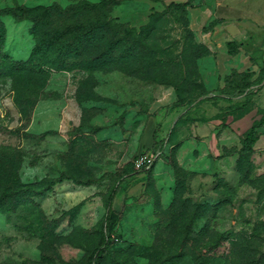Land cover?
I'll return each instance as SVG.
<instances>
[{
  "label": "rangeland",
  "instance_id": "obj_1",
  "mask_svg": "<svg viewBox=\"0 0 264 264\" xmlns=\"http://www.w3.org/2000/svg\"><path fill=\"white\" fill-rule=\"evenodd\" d=\"M79 1L0 0V9L24 5L33 16ZM112 1L105 12L115 24L100 33L120 41L112 52L99 57L105 46L91 34L63 63L0 70V183L15 176L23 190L0 208V264H83L113 184L114 243L97 264H264V150L239 152L247 129L220 135L251 104L221 92L215 57L190 28L201 0ZM97 13L72 8L50 26ZM33 23L0 17L2 52L27 60ZM150 118L158 156L135 171ZM209 122L216 148L197 126Z\"/></svg>",
  "mask_w": 264,
  "mask_h": 264
},
{
  "label": "trees",
  "instance_id": "obj_2",
  "mask_svg": "<svg viewBox=\"0 0 264 264\" xmlns=\"http://www.w3.org/2000/svg\"><path fill=\"white\" fill-rule=\"evenodd\" d=\"M110 4H113L112 0H97L96 2L81 0L71 7H60L57 3H53L42 7L41 10L33 16L31 15V12L34 10L29 9L24 5L1 8L0 17L8 16L13 19L31 17L34 22L31 33L35 39V45L33 46L27 60H13L2 52L4 31L0 26V70L14 74L18 70L25 71L28 64L32 65V67H37L40 65H55L63 63L67 58L71 57L73 53L78 52L79 44L91 34L99 38L101 40L100 42H103L105 46V50L100 53L99 57L105 55L106 52H112L120 41L114 37V34L108 38H105L104 36L100 37V33L104 29L115 24L107 12H105ZM175 5L187 6L188 3L171 2L166 7ZM72 8L98 13L90 22H69L57 27L50 26V17L53 14L66 16ZM217 22V20H212L207 26L212 27ZM226 46L227 53L234 54L239 50L240 44L235 41H229L226 43ZM97 58L98 57L95 59ZM252 75L253 73L251 71H237L232 69L228 74L223 76V86L220 89L221 92L224 94H231L232 97L234 95L244 94L246 101L243 105L246 104L251 96V93L246 92V90L257 81L256 79L252 80ZM262 126H264V121L260 119L253 122L242 134L240 138V153L248 154L253 151V146L259 137L260 128ZM0 167L2 168V166ZM54 182L55 181H48L47 186ZM20 188L21 184L15 179V176H6L0 183V208L7 206L8 202L13 204L19 196L18 194L23 191H21ZM34 190L35 188L33 186H29L26 191L29 192ZM115 193L116 184H113L106 197V212L103 223L98 232L96 243L87 255L83 264H97L103 259L114 243L113 235L115 232L114 228L117 221V213L111 209V204Z\"/></svg>",
  "mask_w": 264,
  "mask_h": 264
},
{
  "label": "crops",
  "instance_id": "obj_3",
  "mask_svg": "<svg viewBox=\"0 0 264 264\" xmlns=\"http://www.w3.org/2000/svg\"><path fill=\"white\" fill-rule=\"evenodd\" d=\"M212 20L218 22L208 27V23ZM189 24L201 42L212 52L217 68L223 76L232 69L243 71L249 68V71L253 73L252 80H257L249 90L251 108L239 110L235 118L230 117L226 121L227 125L219 128L221 137L228 138L244 132L254 119L264 121V0H201L199 5L190 8ZM229 25H234L237 32L232 34L227 29ZM229 41L240 44V55L233 56L227 53L226 43ZM253 58L256 59V63L251 61ZM222 86L223 83L220 87ZM163 94V97H166L170 91L166 90ZM243 95H234L233 98L239 100ZM160 120L162 121V118ZM216 124L197 123L198 128L203 127L207 130L203 140L208 143V146L215 148L217 147V140L214 136ZM154 127L153 118L143 124L139 137V152L154 150L152 147ZM261 128L259 137L253 146L258 151L264 150V126ZM227 143L226 140L220 141L221 146Z\"/></svg>",
  "mask_w": 264,
  "mask_h": 264
},
{
  "label": "built area",
  "instance_id": "obj_4",
  "mask_svg": "<svg viewBox=\"0 0 264 264\" xmlns=\"http://www.w3.org/2000/svg\"><path fill=\"white\" fill-rule=\"evenodd\" d=\"M158 156V150H145L139 152L133 159V168L135 171H144L149 169Z\"/></svg>",
  "mask_w": 264,
  "mask_h": 264
},
{
  "label": "water",
  "instance_id": "obj_5",
  "mask_svg": "<svg viewBox=\"0 0 264 264\" xmlns=\"http://www.w3.org/2000/svg\"><path fill=\"white\" fill-rule=\"evenodd\" d=\"M227 29H228L232 34H234L235 32H237V29H236V27H235L234 25H229V26L227 27Z\"/></svg>",
  "mask_w": 264,
  "mask_h": 264
}]
</instances>
